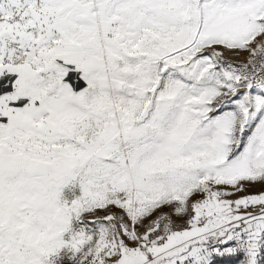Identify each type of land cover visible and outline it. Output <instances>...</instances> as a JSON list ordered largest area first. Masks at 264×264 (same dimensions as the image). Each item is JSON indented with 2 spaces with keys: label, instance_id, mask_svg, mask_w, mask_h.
Returning <instances> with one entry per match:
<instances>
[{
  "label": "snow or ice",
  "instance_id": "obj_1",
  "mask_svg": "<svg viewBox=\"0 0 264 264\" xmlns=\"http://www.w3.org/2000/svg\"><path fill=\"white\" fill-rule=\"evenodd\" d=\"M0 264H264V0H0Z\"/></svg>",
  "mask_w": 264,
  "mask_h": 264
}]
</instances>
